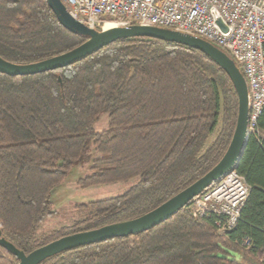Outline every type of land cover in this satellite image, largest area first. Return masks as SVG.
<instances>
[{"label":"trees","instance_id":"trees-1","mask_svg":"<svg viewBox=\"0 0 264 264\" xmlns=\"http://www.w3.org/2000/svg\"><path fill=\"white\" fill-rule=\"evenodd\" d=\"M87 38L64 27L47 0H0V56L10 62L44 60ZM102 113L107 127L95 131ZM237 116V92L214 60L156 39L117 40L42 73L0 72L1 237L29 253L147 213L219 162ZM258 130L249 133L236 165L250 190L232 229L221 233L214 215L196 218L188 203L146 231L68 249L40 264H264V111ZM90 147L98 155L79 179L82 187L136 181L120 195L82 203L84 218L37 236L55 213L51 192ZM0 264L18 259L0 246Z\"/></svg>","mask_w":264,"mask_h":264},{"label":"built area","instance_id":"built-area-1","mask_svg":"<svg viewBox=\"0 0 264 264\" xmlns=\"http://www.w3.org/2000/svg\"><path fill=\"white\" fill-rule=\"evenodd\" d=\"M90 28L140 24L181 31L224 49L242 66L248 95V132L259 133L264 111V0H61ZM250 187L236 168L195 196L194 217L214 215L221 232L235 227ZM1 228V223H0ZM248 244V243H247Z\"/></svg>","mask_w":264,"mask_h":264},{"label":"water","instance_id":"water-1","mask_svg":"<svg viewBox=\"0 0 264 264\" xmlns=\"http://www.w3.org/2000/svg\"><path fill=\"white\" fill-rule=\"evenodd\" d=\"M47 1L64 27L73 32L83 33L88 38L73 49L33 63L16 64L0 56V72L12 76L42 73L72 65L117 40L135 38L156 39L199 50L214 60L230 77L237 92L238 116L229 146L219 162L195 182L141 216L107 224L92 230L64 235L29 253L18 249L13 243L1 237L0 228V246L13 253L18 259V264H40L46 258L62 251L115 237L138 234L160 224L179 212L195 196L219 180L226 172L236 168L249 137V95L247 83L236 61L225 50L199 36L158 26L130 24L105 29L90 28L76 21L69 14L61 0Z\"/></svg>","mask_w":264,"mask_h":264},{"label":"rangeland","instance_id":"rangeland-1","mask_svg":"<svg viewBox=\"0 0 264 264\" xmlns=\"http://www.w3.org/2000/svg\"><path fill=\"white\" fill-rule=\"evenodd\" d=\"M237 64L242 69V66L238 62ZM107 123L108 115L107 113H102L94 124L95 131L105 129ZM220 126L221 122H219L216 131L211 135V141L216 137ZM97 155L98 153L95 151L94 147H90L85 152L83 158L71 168L65 180L53 189L51 192V209L54 210L55 213L53 215H48L42 221L37 229V236L47 234L54 229L70 225L76 220L84 218L86 210L80 207L82 203L120 195L136 181V178H133L116 183L82 187L79 183V179L90 173V166L94 157ZM258 257L262 259L263 254L259 253Z\"/></svg>","mask_w":264,"mask_h":264},{"label":"bare ground","instance_id":"bare-ground-1","mask_svg":"<svg viewBox=\"0 0 264 264\" xmlns=\"http://www.w3.org/2000/svg\"><path fill=\"white\" fill-rule=\"evenodd\" d=\"M113 26H115V25L110 23V24L107 25V28H110V27H113Z\"/></svg>","mask_w":264,"mask_h":264}]
</instances>
